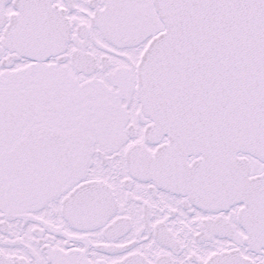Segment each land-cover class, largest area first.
<instances>
[{"label":"snow or ice","instance_id":"obj_1","mask_svg":"<svg viewBox=\"0 0 264 264\" xmlns=\"http://www.w3.org/2000/svg\"><path fill=\"white\" fill-rule=\"evenodd\" d=\"M0 264H264V0H0Z\"/></svg>","mask_w":264,"mask_h":264}]
</instances>
